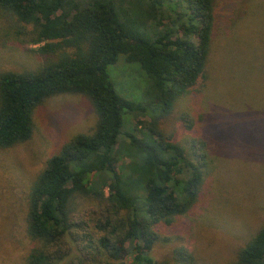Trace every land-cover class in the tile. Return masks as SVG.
<instances>
[{
	"label": "trees",
	"instance_id": "obj_1",
	"mask_svg": "<svg viewBox=\"0 0 264 264\" xmlns=\"http://www.w3.org/2000/svg\"><path fill=\"white\" fill-rule=\"evenodd\" d=\"M0 9L32 27L20 33L49 57L36 71L0 72V149L32 138L34 113L51 97L83 95L98 116L91 134L47 160L31 188L27 224L36 246L27 264H160L152 256L158 226L192 210L213 164L206 140L181 147L159 120L206 79L216 0H0ZM120 56L149 78L142 102L116 92L109 67ZM126 116L151 122L126 135ZM182 122L195 125L188 113ZM78 199L91 203L80 207ZM238 263L264 264V227ZM173 264H195V256L179 247Z\"/></svg>",
	"mask_w": 264,
	"mask_h": 264
},
{
	"label": "rangeland",
	"instance_id": "obj_2",
	"mask_svg": "<svg viewBox=\"0 0 264 264\" xmlns=\"http://www.w3.org/2000/svg\"><path fill=\"white\" fill-rule=\"evenodd\" d=\"M216 15L206 79L159 120L175 144L188 149L206 140L213 156L192 210L157 228L152 256L160 264H173L179 247L194 254L195 264H239V250L264 227V0H216ZM24 28L32 30L0 9V72L36 71L49 58L38 53L44 44L20 33ZM109 74L120 96L144 100L150 81L140 64L120 56ZM187 113L195 121L191 130L182 122ZM138 121L151 118L126 116L124 134H133ZM97 123L87 97H51L34 113L32 138L0 149V264H27L36 246L27 224L31 188L50 157L76 135L91 134Z\"/></svg>",
	"mask_w": 264,
	"mask_h": 264
}]
</instances>
